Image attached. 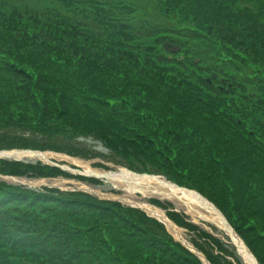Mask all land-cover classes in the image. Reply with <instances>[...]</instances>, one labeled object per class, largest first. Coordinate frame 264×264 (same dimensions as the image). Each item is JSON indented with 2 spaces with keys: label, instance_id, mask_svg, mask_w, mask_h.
<instances>
[{
  "label": "trees",
  "instance_id": "trees-1",
  "mask_svg": "<svg viewBox=\"0 0 264 264\" xmlns=\"http://www.w3.org/2000/svg\"><path fill=\"white\" fill-rule=\"evenodd\" d=\"M39 2L0 0V150L93 159L83 142H97L114 163L205 197L264 264V0H55L62 14ZM0 175L102 185L40 163L0 160ZM150 203L210 264H241ZM0 264L202 263L137 209L0 181Z\"/></svg>",
  "mask_w": 264,
  "mask_h": 264
},
{
  "label": "rangeland",
  "instance_id": "rangeland-1",
  "mask_svg": "<svg viewBox=\"0 0 264 264\" xmlns=\"http://www.w3.org/2000/svg\"><path fill=\"white\" fill-rule=\"evenodd\" d=\"M54 1L55 0H40L39 4H40V6H46L47 10H49L51 12H57L58 14L64 13L65 8L62 7L61 5H59L57 7L58 8L57 11L54 10L56 3H54V5L51 4ZM76 1L79 3H82V1H84V0H76ZM143 9H144L145 14L148 13L151 16V18L153 20H156V22L159 23L162 27L167 26L169 28H175V25L179 26V22L177 20H175V19H164L165 17L157 15L156 10L150 6L149 2L143 3ZM138 13H139V16L141 17V19L144 20L145 17L142 16L141 12H138ZM173 20H174V22H173ZM83 143L87 148L95 150V152L98 153V157L93 158V159H81L78 157H73V160H76V162H81L84 164L86 163V164H88V166L91 167L92 170L94 169L96 171H103L104 168H100V167L96 168L93 166L94 164H99V165L105 166V168H107L108 171H113V172H116L119 168H121V169L125 168L124 166H121L119 164L114 163L115 162L114 157L111 156L110 153H108L106 150H104L103 147L99 143L93 142L91 140H86ZM61 156L62 155H60L59 157L52 155L51 156L53 159L52 162L59 165V166H67L71 169H77V170L82 171V167L80 164H78L76 162L68 161L67 159L61 158ZM113 160H114V162H113ZM42 181L40 179H32V180H23L22 179V180H17L16 182H14L13 180H8V183L12 184V185H23L26 188H29V187L30 188H37V187H39V183ZM43 182L44 183L42 185L53 187L52 184H54V185H56L55 188L62 190V191L78 190L81 188H86L88 191L95 193V195H97L96 197H98L100 199H104L106 197H111L113 199H123L124 201H128L130 203L142 202V203H145L148 205L150 204V206L152 205L149 202L150 200L158 199L157 197L142 195L140 192H137V191H134L132 193L133 195H127V193L125 191L116 190L115 188H113V186H111V184L104 183V182L102 183V185H97V186L91 185L87 182H81V181H77V180H73V179H63V178L46 180ZM112 192H114V193H112ZM160 202L169 204V206H170L169 210H174L177 213L184 214L188 218L189 221L193 222L194 224L196 223L200 228H202V229H204L210 233L218 235L219 239H221V240L225 239L223 236L224 235L223 232H221L220 230H218L216 227H214L213 225H211L209 223L196 221L194 219V217L189 212L186 211L185 207H183L179 203L172 202L169 200L168 201L167 200H160ZM161 211L166 216L165 211H163V210H161ZM178 229H179V227H178ZM212 229H216L218 231V233L214 232ZM179 230L181 231L182 238H184V240L189 242V240L191 239V236L188 235V233L186 231H184L182 229H179ZM168 233L175 240H178L169 231H168ZM224 241H226V240H224ZM241 263L244 264L242 260H241Z\"/></svg>",
  "mask_w": 264,
  "mask_h": 264
},
{
  "label": "bare ground",
  "instance_id": "bare-ground-1",
  "mask_svg": "<svg viewBox=\"0 0 264 264\" xmlns=\"http://www.w3.org/2000/svg\"><path fill=\"white\" fill-rule=\"evenodd\" d=\"M22 155H18L16 158H22ZM44 160H48V156L43 155ZM59 157V156H58ZM26 158H34L31 155H27ZM61 158L67 159L68 161L71 162H76V160L66 158L61 156ZM35 159H40V158H35ZM81 165L82 171L85 174L88 173H94L96 175H100L101 171H95L88 166V164H84L81 162H76ZM111 178V186L115 188L116 190L120 191H125L127 195H133L132 193L134 191L140 192L142 195L146 196H152V197H157L160 200H169L172 202H177L183 207H185L186 211L189 212L195 219L196 213H202L205 217V220L209 222L210 224L220 226L221 228L224 229V224L222 223V220L216 214L209 206L207 203L202 201L200 198L196 197L192 193H188L183 190H179L164 181L152 177H146V176H137L133 175L124 169L119 168L116 172H112L110 175ZM124 201L123 199H121ZM126 203H129L128 201H124ZM135 206H138L142 208L144 211H146L150 216H153L161 221H163L166 226L168 231L178 240L184 241V238H182L181 231L174 226L165 216V214L155 208L152 207L148 204L139 202V203H131ZM233 237V243L237 245V249L239 254L242 256L244 263L245 264H255V262L250 258L245 256L244 253V245L242 242H240L237 237L232 235Z\"/></svg>",
  "mask_w": 264,
  "mask_h": 264
},
{
  "label": "water",
  "instance_id": "water-1",
  "mask_svg": "<svg viewBox=\"0 0 264 264\" xmlns=\"http://www.w3.org/2000/svg\"><path fill=\"white\" fill-rule=\"evenodd\" d=\"M166 49L167 50H177V48L176 47H173V46H171V45H166ZM18 155H22L23 157L22 158H26V156L27 155H31V156H33L34 157V159L35 158H40V159H38L39 161H42L43 163H45V164H48V165H51V166H56L54 163H52V162H50L49 160H44L43 158V155H45V153H41V152H36V151H26V150H19V151H9V152H6V151H0V159H15ZM62 169H66V170H68V171H70V172H72V173H74V174H78V175H80V176H83V177H90V178H95V179H101V180H105V181H107L108 183H112L111 182V180L109 179V178H111L110 177V175L112 174V172H110V171H108V172H105V171H102L101 172V174L100 175H96V174H94V173H88V174H85V173H82V172H79V171H76V170H72V169H69V168H67V167H61ZM128 172V171H127ZM129 173H131V172H129ZM131 174H133V175H137V174H134V173H131ZM137 176H148V177H152V178H156V179H160V180H162V181H164L165 183H167V184H169V185H171V186H173V187H175V188H177V189H179V190H183V191H186V192H188V193H192V194H194L196 197H198V198H200V199H202V200H204L207 204H208V206L214 211V212H216V214H218V216L220 217V219L222 220V222H223V224H224V231L226 232V234H227V236L229 237V239H230V241L233 243V237H232V235H234L235 237H237V239L240 241V242H242L239 238H238V236L234 233V231L231 229V227H230V225L227 223V221L225 220V218L222 216V214L211 204V203H209L208 201H206L204 198H202L201 196H199L198 194H196V193H194V192H191V191H188V190H185V189H181V188H179V187H177L176 185H174V184H172V183H169V182H167L165 179H163V178H160V177H156V176H151V175H137ZM85 192H88V190H84ZM116 201H118V202H121L122 204H126L127 206H130V207H134V208H137V209H140L139 207H137V206H135V205H132V204H128V203H125L124 201H122L121 199H115ZM140 210H142V209H140ZM149 216V215H148ZM200 218H202L203 216L202 215H198ZM151 217V216H150ZM156 219V218H155ZM160 223H162L164 226H166L165 225V223L163 222V221H161V220H159V219H157ZM182 245H184L186 248H188L190 251H193V253H195L196 254V256H198V258H200L203 262H204V264H208L206 261H205V259H204V257L202 256V255H200L199 253H197V252H195L191 247H189L186 243H183V242H181V241H179ZM243 244V243H242ZM233 245H234V247L236 248V250H238L237 249V245L236 244H234L233 243ZM244 245V244H243ZM243 249H244V253H245V256H247V257H250L254 262H255V264H257V261L255 260V258L252 256V254L248 251V249L245 247V245H244V247H243Z\"/></svg>",
  "mask_w": 264,
  "mask_h": 264
}]
</instances>
